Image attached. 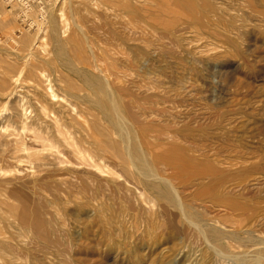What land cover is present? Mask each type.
<instances>
[{"label": "rangeland", "instance_id": "obj_1", "mask_svg": "<svg viewBox=\"0 0 264 264\" xmlns=\"http://www.w3.org/2000/svg\"><path fill=\"white\" fill-rule=\"evenodd\" d=\"M92 55L134 123L129 180L31 145L52 114L86 138L84 91L56 84L42 95L50 114L26 104L28 149L4 143L21 135V96L41 93L18 70ZM1 81L0 264H264V0H0ZM99 122L127 153L116 122ZM23 205L28 220L12 211Z\"/></svg>", "mask_w": 264, "mask_h": 264}, {"label": "bare ground", "instance_id": "obj_2", "mask_svg": "<svg viewBox=\"0 0 264 264\" xmlns=\"http://www.w3.org/2000/svg\"><path fill=\"white\" fill-rule=\"evenodd\" d=\"M53 36H54L53 39L57 41V37L54 34ZM74 39L75 38H72L71 40ZM57 50H61L60 44L57 45ZM93 61L94 63L92 65L87 64V62L85 61L80 62L81 63L80 66L74 69L71 68L70 66L71 64L68 63L69 61L68 62L63 61L61 63L58 62L59 66H55V64L49 65L47 69L36 70V66L33 67L30 66V68L32 69H27V68L24 69V67H22L21 69L18 70L19 73L16 75V77L11 75L10 76L11 78L15 77L13 78V80L14 82H16V84L18 83V85H20L21 87L23 86L22 83L34 84L35 86L33 87H35L36 89L37 87L41 88V93L35 90L31 93L29 97L27 95L21 96L20 99L22 100L21 103L23 102L24 98H25V102H23L22 104L20 103L21 105V107L19 106L21 110L19 115L20 117L14 118V120L17 122V124L21 129L20 130L21 135L18 140H15L14 143H12V140H6L4 143L6 146L12 144L13 150L28 149V146H30V144L27 145V142L25 141L29 136V132L27 129L33 125V122L25 121L28 117L25 115V111L28 108L26 104L27 103L33 104L34 107L39 110L40 114L42 113L45 115L50 114L51 108L47 106L42 95H46L53 86L57 87L56 84H58L59 92L66 94L69 98H76L80 96L81 91H84V93L81 95L82 101L86 104H89L90 107L96 113V116L93 117L88 127L81 126V129L86 132L87 135L86 138L83 137L75 138L74 136H71L64 128L60 127L55 122V114H52L51 119H53V124H52L51 133L42 132V134L39 133L31 134V138H32L31 145L34 146L35 144H38L40 148L54 147L58 152L59 161H67L68 163L74 162L75 164H82L83 162L85 163L86 161H89L100 172H107V174L109 175L110 173H114V174L120 173L119 176L121 175L124 177V179L128 178L129 180L130 177L129 168L137 167L135 166L134 161L135 158H137L138 156L137 149L140 147L139 146L136 149L137 145L135 144L134 141H132L129 127L132 128L134 126V123L131 120L132 117L128 116L130 115V113L127 114L128 110L125 104V100H123V96L121 92L114 86V84H112V82L107 81L105 76L106 69L104 67L102 68V66H100V64L97 63L98 60L95 56H93ZM91 67L93 69L94 68L97 69V71L100 72V74L96 75L92 71H90L89 68ZM106 75L108 78L109 74L107 73ZM74 77L78 80V83L75 82ZM2 84L3 82L1 81L0 86H2ZM30 86L32 87V85ZM31 98L35 99V101H33ZM1 106L2 108H0V115L2 113H5L9 109L4 103ZM103 118H105L106 120L110 119L111 122L113 119L116 122V125L121 131L120 137L122 141L127 140L130 141V143L131 141L134 143V144L132 143V146L129 147V150L127 149L128 150L127 153L126 152L123 153V149L122 151L120 150V147H118L117 142L111 137L110 130L106 129L100 124L99 119L101 120ZM8 124L14 126L15 122L9 119ZM40 129H41V125H40ZM14 130L15 127H12V131H10L8 134H11ZM122 130H124V132H122ZM20 140L23 141L18 142ZM36 154H37L36 152H27L26 156L27 158H30L36 156ZM20 156L23 157V155ZM0 161H7L4 154L2 155L0 154ZM145 161H146V157H145ZM138 164L141 165L142 167L145 165L143 161H138ZM146 174L149 177H151V175L154 176L156 175L152 172L150 173V171L149 174L148 171H146ZM166 190H167L166 184L160 186L159 189L160 193H164ZM12 211L15 212L16 216L19 217L21 220H28L30 218V215L32 214L31 210L26 205L12 208Z\"/></svg>", "mask_w": 264, "mask_h": 264}, {"label": "built area", "instance_id": "obj_3", "mask_svg": "<svg viewBox=\"0 0 264 264\" xmlns=\"http://www.w3.org/2000/svg\"><path fill=\"white\" fill-rule=\"evenodd\" d=\"M2 1L7 6H12V4H16L19 8L21 7L22 9L28 8L36 1L37 3H40V0H2Z\"/></svg>", "mask_w": 264, "mask_h": 264}]
</instances>
